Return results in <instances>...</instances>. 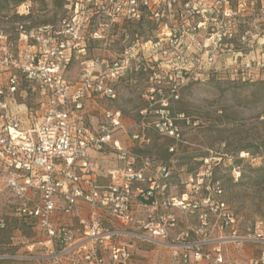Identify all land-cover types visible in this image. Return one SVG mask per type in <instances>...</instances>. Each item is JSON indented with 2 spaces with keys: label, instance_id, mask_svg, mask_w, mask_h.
I'll list each match as a JSON object with an SVG mask.
<instances>
[{
  "label": "built area",
  "instance_id": "1",
  "mask_svg": "<svg viewBox=\"0 0 264 264\" xmlns=\"http://www.w3.org/2000/svg\"><path fill=\"white\" fill-rule=\"evenodd\" d=\"M32 1L11 10L24 19L15 25L19 44L0 28V196L37 230L44 251L25 259L138 264L135 245H148L184 263L225 264L218 248L204 252L206 242L171 235L174 209L187 213L209 200L166 196L169 169L152 167L133 149L149 143L147 131L179 138L170 103L189 85L218 72L241 82L263 78L264 0H76L69 17L37 26L24 22ZM90 20L105 28L150 24L153 37L136 39L118 58L91 59L80 79H68L76 54H85L87 35L101 38L102 32L85 29ZM131 71L149 74L152 85L142 96L149 107L131 127L108 107L97 120L91 107L100 99L116 102V85ZM25 90L38 105L26 108L27 126L12 114ZM147 114L154 118L149 123ZM107 152L116 165L102 174L94 155ZM209 205L221 213V228L232 222L222 202ZM5 227L0 218V232Z\"/></svg>",
  "mask_w": 264,
  "mask_h": 264
},
{
  "label": "rangeland",
  "instance_id": "2",
  "mask_svg": "<svg viewBox=\"0 0 264 264\" xmlns=\"http://www.w3.org/2000/svg\"><path fill=\"white\" fill-rule=\"evenodd\" d=\"M75 1L59 0L56 4L54 0H33L31 17L24 22L33 26L57 23L69 17ZM11 7L0 11V28L17 45L15 25L22 20L11 17ZM97 24L90 20L85 29L102 32L101 38L92 40L87 35L85 54H76L66 75L68 79H80L91 59L118 58L124 47L136 39L144 41L153 37L154 27L150 24L118 22L108 28ZM262 73L259 74L262 79L240 82L229 79L227 73L218 72L207 81L189 85L180 91L177 101L170 103V116L179 138L147 131L149 143L133 149L138 157L148 159L152 167L161 164L169 169L166 196L180 200L187 195L188 201L208 199L209 204H224L232 222L223 228L221 213L215 211L214 205H200L187 213L174 209L177 224L171 235L179 241L206 242L204 252L218 248L225 264H264V185L255 180V169L264 166V158L258 154V149L264 145ZM148 76L142 71L124 75L116 85L119 94L116 102L97 100L96 119L99 120L100 113L108 107L120 111L128 127L136 124L139 110L149 107L142 97L152 85ZM21 95L17 100L18 108L14 107L12 114L27 126L26 108L37 110V98L27 90ZM153 119L147 114L145 122ZM242 147L249 152L240 151ZM96 163L102 174L116 165L110 152L96 159ZM0 218L6 224L0 232V264H48L25 259L44 254L38 245L42 238L28 221L14 215L4 196H0ZM134 260L138 264H207L189 260L184 263L172 258L169 250L148 245H135Z\"/></svg>",
  "mask_w": 264,
  "mask_h": 264
},
{
  "label": "trees",
  "instance_id": "3",
  "mask_svg": "<svg viewBox=\"0 0 264 264\" xmlns=\"http://www.w3.org/2000/svg\"><path fill=\"white\" fill-rule=\"evenodd\" d=\"M56 4H59V0H54ZM22 2V0H0V11L7 9L10 5H12L11 10L13 7L19 5ZM11 17H14L17 20H24L23 18H20L18 16H14L11 15ZM137 34V33H135ZM241 82V81H240ZM243 82H251V81H243ZM258 154L260 156H262L264 158V145L261 147V149H258ZM240 151H247L249 152V149H247L246 147H242V149H240ZM253 155V153H252ZM255 171L257 172L256 175V179L258 180V182H260V184L264 185V166L263 167H259L258 169H255ZM262 176V177H259Z\"/></svg>",
  "mask_w": 264,
  "mask_h": 264
},
{
  "label": "crops",
  "instance_id": "4",
  "mask_svg": "<svg viewBox=\"0 0 264 264\" xmlns=\"http://www.w3.org/2000/svg\"><path fill=\"white\" fill-rule=\"evenodd\" d=\"M71 80H73V79H71ZM92 106H93V105H92ZM94 107H95V106H94ZM98 109H99V108L96 107L97 112H100ZM89 112H90L91 114H93V113H94V109H92V107H91V109L89 110ZM94 156L96 157V159H98L99 157H101L100 155H94Z\"/></svg>",
  "mask_w": 264,
  "mask_h": 264
}]
</instances>
